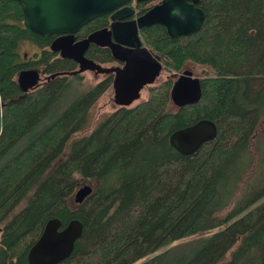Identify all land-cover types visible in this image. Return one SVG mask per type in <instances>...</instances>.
Listing matches in <instances>:
<instances>
[{"label":"trees","instance_id":"trees-1","mask_svg":"<svg viewBox=\"0 0 264 264\" xmlns=\"http://www.w3.org/2000/svg\"><path fill=\"white\" fill-rule=\"evenodd\" d=\"M200 5L201 27L183 38L161 24L142 28L168 76L81 133L112 77L89 84L84 72L69 74L77 62L24 25L17 0H0V264H29L51 217L83 224L55 264H132L148 255L137 264H264V0ZM107 22L96 16L78 35ZM25 41L38 50L24 55ZM94 48L86 55L112 59ZM187 62L200 67L202 96L175 107L170 73ZM28 67L44 78L23 91L17 75ZM201 117L215 121V137L180 153L169 134ZM87 179L92 192L72 207Z\"/></svg>","mask_w":264,"mask_h":264},{"label":"water","instance_id":"water-1","mask_svg":"<svg viewBox=\"0 0 264 264\" xmlns=\"http://www.w3.org/2000/svg\"><path fill=\"white\" fill-rule=\"evenodd\" d=\"M22 8L23 23L39 35L58 34L49 48L61 57L74 59L78 66L69 74L94 70L114 72L113 100L118 105H129L141 96V88L153 83L162 63L160 56L153 57L138 31L154 23H160L171 36L188 34L198 30L205 18L196 0H161L135 18L122 20L133 12L130 5H121L128 0H17ZM121 5V6H120ZM113 10L109 26L90 31L85 37L74 40V32L92 18ZM90 44L106 45L112 55L125 60L123 67L107 66L85 55ZM26 55V52L25 54ZM52 73L51 75H53ZM41 73L34 67L18 72L17 83L27 91L40 82ZM202 96L201 78L191 69L179 73L170 88V98L175 107L195 103ZM217 133L215 121L201 117L179 127L169 134L170 144L182 154H190ZM93 190V185L84 182L73 194L75 203L82 202ZM59 217L48 218L40 235L27 251L29 264H55L72 252L75 241L81 236L83 224L71 218L64 226Z\"/></svg>","mask_w":264,"mask_h":264},{"label":"flooded vegetation","instance_id":"flooded-vegetation-1","mask_svg":"<svg viewBox=\"0 0 264 264\" xmlns=\"http://www.w3.org/2000/svg\"><path fill=\"white\" fill-rule=\"evenodd\" d=\"M161 2V0H128L127 2H124L123 4H121V5H125V4H127V5H130L132 8H133V12H131L130 14H127V15H125V16H123L122 17V20L124 21V20H128V19H132V18H135L136 16H138V15H140V14H142V13H144L148 8H150V7H152L153 5H155V4H158V3H160ZM194 4L196 5V6H198V7H200V8H202V6L200 5V0H196L195 2H194ZM120 5V6H121ZM203 9V8H202ZM204 10V9H203ZM112 12H113V10H111V11H109V12H106L105 14L107 15V18H108V22L105 24V25H103V26H101V27H104V26H109V24H110V22H111V14H112ZM205 12V11H204ZM93 19V18H92ZM90 21V20H89ZM154 24H160V23H154ZM84 25V24H83ZM153 25V24H152ZM162 25V24H161ZM149 26H151V25H149ZM82 27V26H81ZM80 27V28H81ZM146 27V26H145ZM80 28L78 29V30H76L75 32H74V40H78V39H81V38H83V37H85L86 35H84V36H79L78 35V31L80 30ZM94 30V29H93ZM92 31V30H91ZM141 31H142V28L138 31V35H139V37L141 38V40H142V43H141V45H145L148 49H149V51H150V53H151V55L153 56V57H155L156 55H159L158 53H156L152 48H150L149 46H147L146 44H145V42L143 41V39H142V36H141ZM189 34V33H188ZM49 35H51L52 36V38H51V40L54 38V37H56L58 34H56V33H52V34H49ZM185 35H187V34H181V35H177V36H174V37H180V38H183ZM90 45H94L95 46V48H94V50H95V55L97 56V57H99V58H101V54L99 53L101 50H103V49H107L108 51H109V53L111 54V56H112V59L111 60H109V61H105V62H102V61H99V60H96V59H94V58H92L93 60H95L96 62H98V63H101L102 65H107V66H120V67H123V65H124V63H125V60H123V59H119V58H116V57H114L113 55H112V52H111V50H110V48L108 47V46H106V45H98V44H90ZM89 45V46H90ZM89 48V47H88ZM87 48V49H88ZM85 55H86V51H85ZM87 56V55H86ZM160 56V55H159ZM89 57V56H88ZM89 58H91V57H89ZM160 61H161V63H162V68H161V70H160V72H159V74L156 76V78H155V80H154V82H156V80H157V78L160 76V74H161V71H165V74H164V78H166L167 76H168V73L166 72V70L164 69V63H163V59H162V57L160 56ZM191 63L192 62H187V63H185L184 64V66L180 69V70H178V71H175V70H172L171 71V73H170V76H171V78H172V80L174 81V79H175V77L179 74V73H181L184 69H191V68H189V66H191ZM78 65V64H77ZM192 70V69H191ZM91 71H93L96 75L97 74H103V76H102V78H100L99 80H101V79H103V78H105L106 76H111L112 77V81H113V76H114V72H109V73H101V72H95L94 70H91ZM193 71V70H192ZM194 73V72H193ZM196 75V74H195ZM200 76V78H201V75H199ZM41 77H42V74H41ZM41 77H40V79H41ZM163 78V79H164ZM98 80V81H99ZM98 81H96V82H98ZM172 81V82H173ZM153 82V83H154ZM148 84H152V83H148ZM148 84H145L142 88H141V93L143 92V91H145L146 92V95H147V86H148ZM112 89H113V86H112V84H111V86H110ZM107 90V89H106ZM105 90V91H106ZM104 91V92H105ZM113 92H114V90H113ZM145 95V96H146ZM144 96V97H145ZM140 98V97H139ZM114 101V100H113ZM135 101V100H134ZM133 101V102H134ZM132 102V103H133ZM138 102V101H137ZM136 102V103H137ZM129 104V105H133V104ZM115 104V103H114ZM135 104V103H134ZM115 105H118V104H115ZM118 106H127V105H118Z\"/></svg>","mask_w":264,"mask_h":264},{"label":"rangeland","instance_id":"rangeland-1","mask_svg":"<svg viewBox=\"0 0 264 264\" xmlns=\"http://www.w3.org/2000/svg\"><path fill=\"white\" fill-rule=\"evenodd\" d=\"M37 50H38L37 46H35L33 43H31L29 41L23 42V44L21 46V51L26 52L27 55H31L32 52L37 51ZM189 68H191L193 70L194 74L202 75L200 67L195 65L194 63H191V66H189ZM84 74L86 76L87 83H89V84L95 83L96 81H98L103 76V74H97L96 75L91 70L84 71ZM164 74H165V71L164 70L161 71V74L157 78L156 82L163 80ZM41 78H44V75ZM145 95H146V92L143 91L141 93L140 98L136 99L132 104H134L137 101H139L140 99L144 98ZM117 106L118 105H115L114 101H113V89L111 87H109L105 92H103L99 96V98L97 99V101L93 105L92 110H91V116H90V119H89V123L81 131V133H88L93 128V126L95 125V123L99 119H101L104 115H106L107 113H109L112 110H114V108H116ZM86 181L88 183H93L92 181H89L88 179ZM75 204L76 203L72 200L71 201V206L73 207ZM163 249H164V247H161L157 251H155L154 253L160 252ZM154 253H152L150 256H152ZM148 257H149V255L147 257L143 258V259L135 261L132 264H137L141 260H144V259H146Z\"/></svg>","mask_w":264,"mask_h":264}]
</instances>
